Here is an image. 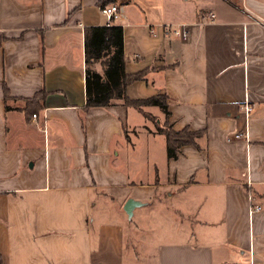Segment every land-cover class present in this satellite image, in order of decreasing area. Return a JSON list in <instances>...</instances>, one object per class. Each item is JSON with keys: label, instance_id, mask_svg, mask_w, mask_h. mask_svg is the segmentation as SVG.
<instances>
[{"label": "crops", "instance_id": "0c3cea01", "mask_svg": "<svg viewBox=\"0 0 264 264\" xmlns=\"http://www.w3.org/2000/svg\"><path fill=\"white\" fill-rule=\"evenodd\" d=\"M113 2L126 96L203 131L176 159L157 106L85 108L84 31ZM0 264H264V0H0Z\"/></svg>", "mask_w": 264, "mask_h": 264}, {"label": "trees", "instance_id": "16d2710c", "mask_svg": "<svg viewBox=\"0 0 264 264\" xmlns=\"http://www.w3.org/2000/svg\"><path fill=\"white\" fill-rule=\"evenodd\" d=\"M102 1V0H100ZM103 6V3H101ZM84 84L87 107H106L120 100L125 106L137 109L148 105L157 106L164 113L162 127L157 131L164 135L167 157L176 159L180 147L195 143V138L203 134L201 130L188 129L175 131L169 122L167 97L164 93L149 96L146 99H130L126 96V87L131 81L141 78L142 73L128 75L124 68L122 27L116 24L88 27L84 31ZM96 62H101L104 73L93 69ZM7 90L4 98H7Z\"/></svg>", "mask_w": 264, "mask_h": 264}, {"label": "built area", "instance_id": "2783aa9c", "mask_svg": "<svg viewBox=\"0 0 264 264\" xmlns=\"http://www.w3.org/2000/svg\"><path fill=\"white\" fill-rule=\"evenodd\" d=\"M120 8L118 7L117 3H110L106 4L100 7L101 13L107 18L108 22L110 23L113 19L117 18L119 15ZM215 15L212 12H209L205 14L201 20H199L196 23H190L189 25H171V24H162L160 26L161 32L164 36L167 37H177L181 40H189L191 37L194 36L195 32L197 31V28L199 26H202L205 22L214 21ZM149 34L151 36H156V27L152 26L149 28ZM240 109H242L246 116H248L252 112V107L248 103H243L239 106ZM33 117H36L34 114H32ZM241 135V133L235 134L234 138H238ZM248 186H250V182H246ZM248 200H249V206H248V214L255 213L256 211L261 209L260 204H255V200L253 199L252 193L248 192Z\"/></svg>", "mask_w": 264, "mask_h": 264}, {"label": "water", "instance_id": "95a60500", "mask_svg": "<svg viewBox=\"0 0 264 264\" xmlns=\"http://www.w3.org/2000/svg\"><path fill=\"white\" fill-rule=\"evenodd\" d=\"M124 211L127 214V216L130 218L132 215V210L135 207L136 204H138L136 201L134 202L131 199H128L125 203H124Z\"/></svg>", "mask_w": 264, "mask_h": 264}, {"label": "rangeland", "instance_id": "374dc122", "mask_svg": "<svg viewBox=\"0 0 264 264\" xmlns=\"http://www.w3.org/2000/svg\"><path fill=\"white\" fill-rule=\"evenodd\" d=\"M153 118V117H152ZM159 137H162V135H160ZM161 139V138H160ZM155 217H157V216H155ZM159 219V218H158ZM159 222H160V220H159ZM154 232V231H153ZM157 232V231H156ZM150 235H153V233H150ZM172 238L173 239H175L176 238V236H172Z\"/></svg>", "mask_w": 264, "mask_h": 264}]
</instances>
